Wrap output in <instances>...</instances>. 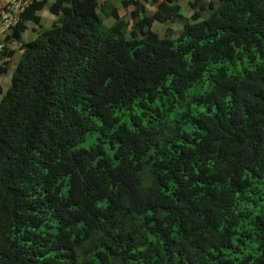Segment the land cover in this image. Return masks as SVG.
Returning <instances> with one entry per match:
<instances>
[{"label": "trees", "instance_id": "trees-1", "mask_svg": "<svg viewBox=\"0 0 264 264\" xmlns=\"http://www.w3.org/2000/svg\"><path fill=\"white\" fill-rule=\"evenodd\" d=\"M16 2L0 264H264V0Z\"/></svg>", "mask_w": 264, "mask_h": 264}, {"label": "rangeland", "instance_id": "rangeland-1", "mask_svg": "<svg viewBox=\"0 0 264 264\" xmlns=\"http://www.w3.org/2000/svg\"><path fill=\"white\" fill-rule=\"evenodd\" d=\"M6 1H10L11 2V0H2L0 2V12H1L3 6L5 5ZM51 1L52 0H47V3L51 2ZM178 2L181 5V15H182V18H185V14H187V12L190 13L191 11L190 10L188 11V7H186V0H178ZM118 3L119 2L117 0V2L114 3V4L117 5V9H118L119 13L122 14V12H124L125 9L122 8V7H119ZM144 10H145V12L150 13L153 10V8L150 7V6H148L145 3L144 4ZM205 13H206V11H202V14H205ZM39 16H40V23L42 24V26L47 27L50 24L52 18L47 13H45V10L39 12ZM0 20H1V16H0ZM182 21H184V20H182ZM104 23L106 24L108 22L107 21H104ZM28 25H29V27L32 26V24H28ZM178 25H179L178 22H176V23H170L169 21H165V22H161L160 24L153 23L152 24V27H153V30L154 31L156 30L158 32L157 34L159 36H161L162 35V32H163V30H164L165 27L169 26V27H171L174 30H178L179 29V26ZM1 30H2V27L0 28V31ZM0 37H1V34H0ZM20 37H21L22 42H25L26 40L29 39V36L26 34V32L22 33ZM15 47L16 46H14V44H11V45L8 46L9 49H14ZM18 57H19V54L15 53L13 55L12 59L8 62L6 71L0 75V87H1L2 93L5 91V89L9 85V77H10L11 71L13 70V67H14L15 62H16V60H17ZM89 141L90 140L87 137V142H89ZM92 142H94L93 136L91 137V143ZM82 145H83V143H82ZM144 181H145V179L143 178V179H141L140 182L144 185V183H145ZM263 188H264V184H263Z\"/></svg>", "mask_w": 264, "mask_h": 264}, {"label": "clouds", "instance_id": "clouds-1", "mask_svg": "<svg viewBox=\"0 0 264 264\" xmlns=\"http://www.w3.org/2000/svg\"><path fill=\"white\" fill-rule=\"evenodd\" d=\"M16 1H20V0H11V2L6 1L5 5L3 6L0 12V16H1L0 28L2 27V30L0 31L1 36L4 29L7 31L9 24L11 23L19 7V2Z\"/></svg>", "mask_w": 264, "mask_h": 264}]
</instances>
